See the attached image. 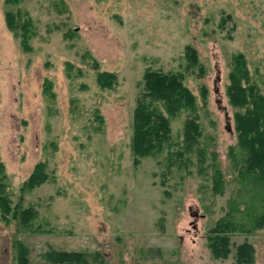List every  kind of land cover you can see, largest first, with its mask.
<instances>
[{
	"label": "rangeland",
	"instance_id": "rangeland-1",
	"mask_svg": "<svg viewBox=\"0 0 264 264\" xmlns=\"http://www.w3.org/2000/svg\"><path fill=\"white\" fill-rule=\"evenodd\" d=\"M7 1L0 0V162L13 203L38 212L41 232L0 216V264H17L18 241L27 264H52L50 250L84 252L94 264H237L245 242L253 264H264V226L252 222L264 201L241 175L238 109L227 95L237 55L264 93V0ZM9 12L31 19L29 51L7 26ZM148 69L183 74L204 154L176 155L193 116L183 111L171 118L170 148L134 161V110ZM99 72L114 74L111 88L99 85ZM39 163L47 182L23 192ZM231 204L251 230L230 234V254L217 258L208 238Z\"/></svg>",
	"mask_w": 264,
	"mask_h": 264
},
{
	"label": "trees",
	"instance_id": "trees-1",
	"mask_svg": "<svg viewBox=\"0 0 264 264\" xmlns=\"http://www.w3.org/2000/svg\"><path fill=\"white\" fill-rule=\"evenodd\" d=\"M12 2V3H11ZM7 3L16 4L17 0ZM7 26L18 31L24 49H31L29 41L33 34L31 19L18 12L16 15L6 14ZM186 57L191 67L198 64L197 52L187 47ZM234 65L229 73L227 95L230 103L238 109L235 113L238 147L243 152V168L241 175L249 178L248 185L261 189L264 201V93L251 80L247 63L242 55L233 59ZM202 68V67H201ZM144 92L137 100L133 117L132 150L135 162L138 157H155L161 154L171 144V118L183 111L193 116L184 126L183 149L176 152L182 159L186 153L198 150L199 156L204 154L200 146L201 127L197 121L196 97L184 85L182 73H164L148 69L144 74ZM97 82L100 86L111 88L115 76L109 72H99ZM170 148V147H169ZM201 160V159H200ZM219 173L216 172L214 190L221 192ZM48 180L46 164L39 163L31 175L23 183V192L41 186ZM237 205L231 204L226 215L220 219L211 230L208 238L209 248L217 258H227L231 252L230 234L237 231L248 233L251 229L245 227L240 217L241 211ZM240 213V214H239ZM0 216L6 222L16 221L19 230L28 233L41 232L36 224L38 212L32 207L23 208L14 204L4 165L0 162ZM255 227L264 226V212L259 217L252 218ZM17 264H27V247L20 241L16 243ZM46 259L52 264H94L89 254L77 251L50 250L45 253ZM237 264H253L254 248L245 242L237 247Z\"/></svg>",
	"mask_w": 264,
	"mask_h": 264
}]
</instances>
